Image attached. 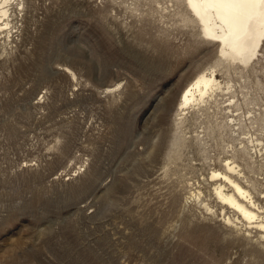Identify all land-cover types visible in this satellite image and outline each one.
Instances as JSON below:
<instances>
[{
    "label": "rangeland",
    "instance_id": "obj_1",
    "mask_svg": "<svg viewBox=\"0 0 264 264\" xmlns=\"http://www.w3.org/2000/svg\"><path fill=\"white\" fill-rule=\"evenodd\" d=\"M14 1L0 34V264H264L206 180L236 157L264 211V44L244 69L221 64L183 0ZM213 67L232 89L181 115V91ZM245 133L259 141L251 166Z\"/></svg>",
    "mask_w": 264,
    "mask_h": 264
},
{
    "label": "bare ground",
    "instance_id": "obj_2",
    "mask_svg": "<svg viewBox=\"0 0 264 264\" xmlns=\"http://www.w3.org/2000/svg\"><path fill=\"white\" fill-rule=\"evenodd\" d=\"M11 1L0 0V34L9 30L8 13L10 7L8 8V6H12ZM20 1L22 2V0ZM183 1L192 14V20L199 27V33L206 38L204 40L207 41L208 39L217 43V59L221 64L244 69L253 60L258 59L259 52L264 44V2H261V0ZM21 2L18 1L16 4L21 5ZM226 85L225 88L217 79L216 68L213 67L200 72L181 91L177 111L182 115L183 111L190 109L193 111L209 109L208 106L212 101L217 105L218 94L221 93L222 95L224 89L225 91L232 89L231 84L226 83ZM226 100L222 107L226 118V122H224L228 125L224 124V127L227 130L229 127L234 135L233 129L235 126L240 125L241 118H238L237 114L230 108L233 104V98L227 97ZM243 120H245V117ZM239 129L237 128V130ZM195 136V139L200 141V136ZM243 139H246L248 145L240 149H242L243 154L245 153L244 156L251 161L249 165L250 163L253 165L258 157V152H260V150H256L254 144H258L259 141L249 133H245ZM233 151L232 154L237 156L236 149ZM235 159L236 157L231 155L222 160L218 158L221 169H210L206 180L212 183V195L221 204L219 215H221L225 225L233 227L236 231H244L246 237H251V231L254 230L253 233L257 234L255 235L257 240L264 243L263 208L254 200L253 193L250 192L251 181L246 176L243 168L244 163H237ZM242 181L247 185H242ZM189 185L191 188L188 191V200L200 201L201 192L193 187V184ZM259 195L264 199V191H260ZM204 208L206 211L212 212L209 205L204 204ZM225 209L230 212H226Z\"/></svg>",
    "mask_w": 264,
    "mask_h": 264
},
{
    "label": "snow or ice",
    "instance_id": "obj_3",
    "mask_svg": "<svg viewBox=\"0 0 264 264\" xmlns=\"http://www.w3.org/2000/svg\"><path fill=\"white\" fill-rule=\"evenodd\" d=\"M190 2H192V0H190ZM261 2H264V0H261Z\"/></svg>",
    "mask_w": 264,
    "mask_h": 264
}]
</instances>
